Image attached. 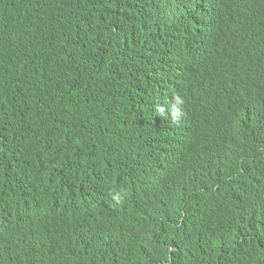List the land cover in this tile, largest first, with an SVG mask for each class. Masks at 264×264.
Returning <instances> with one entry per match:
<instances>
[{
    "label": "trees",
    "instance_id": "obj_1",
    "mask_svg": "<svg viewBox=\"0 0 264 264\" xmlns=\"http://www.w3.org/2000/svg\"><path fill=\"white\" fill-rule=\"evenodd\" d=\"M154 1L161 12L162 0ZM242 1L252 6L253 14L233 0H202L206 22L196 25L195 32L214 51L203 71L187 63L198 79L192 103L209 98L214 89L236 85L212 118L198 117V134L179 151L194 170L195 190H181L188 172L176 168V154L168 157L172 171L157 187L152 182L148 187L150 178L125 162L95 173L58 196L62 224L50 222L38 241L19 237L2 245L0 264H113L114 258V264H264V0ZM179 15L196 19L193 12ZM117 20L122 22L118 32L109 35L90 0H0V212L13 200L16 186L26 187L27 178L35 176L27 169L31 157L39 172H61L70 179L82 174L78 166L65 171L61 161L71 154L68 159L83 163L84 144L64 126L48 140L46 133L58 125L46 114L59 113L54 107L59 93L74 97L91 92L115 102V92L125 90L126 85L101 83L95 73L104 57L136 51L133 29L125 23L138 22L140 16ZM173 48L176 52L174 43ZM138 51L145 73V48ZM238 51L248 55L246 64ZM185 79L175 76L160 92L140 81L132 91L168 112L175 98H182L177 87ZM112 105L92 104L89 112L108 113ZM177 107L183 110L184 104ZM127 117L117 119L113 134L122 132L120 123ZM102 146L114 149L109 137ZM126 159L134 163L132 155ZM109 188L115 190L112 197ZM26 218L36 221L24 216V222Z\"/></svg>",
    "mask_w": 264,
    "mask_h": 264
},
{
    "label": "clouds",
    "instance_id": "obj_2",
    "mask_svg": "<svg viewBox=\"0 0 264 264\" xmlns=\"http://www.w3.org/2000/svg\"><path fill=\"white\" fill-rule=\"evenodd\" d=\"M90 1L97 12L101 29L109 35L118 32L117 27L122 24V22L118 24V17L124 22L127 17L135 19L140 16L138 22L125 23L133 29L131 46L136 49L135 53L118 50L108 59L104 57L95 72L101 76L96 78L101 83L126 85L125 90L115 92L117 95L115 102L96 97L91 92L86 95L80 93V96L74 97L59 93L58 101L54 105L59 113L49 111L46 114L49 121L58 126L47 132L46 138L53 140L55 132L64 126L74 139L82 141L83 163L68 159L71 154L65 155L61 161L65 171L70 166H78L82 174L78 178L70 179L61 172H39L36 170L37 160L31 157L27 169L35 176L27 178L26 187L16 186L13 200L4 205L0 212V238L7 236L0 242V260L5 253L2 245L12 243L19 237L35 238L38 241L40 232L42 233L45 227L51 228L50 222L56 225L64 222L62 210L57 207L61 203L58 196L71 191L76 181L91 179L95 173L101 174L110 168L123 167L124 162L132 169L136 167L137 172L150 178L148 187H152L151 182L157 187L172 171L167 162L168 157L176 154L178 157L176 168H185L188 172V178L181 190L188 188L194 191L197 183L194 170L184 164L179 151L198 134V117L212 118L221 107V99L230 95L236 85L234 83L232 87L214 89L209 92V98L201 97L198 104L192 103L194 94L199 92V87L192 88L198 79L193 77L187 63L203 71L214 51L212 44L205 42L195 32L196 25L201 28L206 22L202 0H162L165 8L161 12L157 10L154 0H125L126 6L121 4L122 0ZM233 1L240 10L253 14V8L249 3L242 0ZM98 3L99 9H96ZM181 12H193L196 19L193 21L183 19L179 15ZM260 14L264 15V4ZM111 19L114 20L112 23ZM260 28L264 30L262 18ZM164 36L169 41L168 48L163 44L166 40ZM141 47L145 48L144 62L148 66L145 73H142L143 62L138 51ZM219 47L222 46L219 44ZM241 55L246 58L244 60L246 64L248 55L238 51V56ZM181 75L186 77L185 83L177 87L182 93V98L177 96L175 104L168 112L149 97H138L132 91V88L142 81L144 85L160 92L161 86H169L175 76ZM174 87L176 88L175 85ZM65 98L73 102L68 105L64 102ZM103 103H113L108 113L100 112L94 115L89 112L92 104ZM181 104H184L183 110L177 107ZM126 114L127 119L120 123L123 126L122 132L113 134L117 119L125 118ZM56 117H59V120ZM28 128L31 133L30 127ZM106 137H109L114 145L112 152L106 151L102 146ZM127 155L133 156L134 163L126 159ZM170 164L172 165V162ZM114 193L115 190L109 188L107 194L112 197ZM196 211L200 214L204 212L202 209ZM24 216L34 218L36 221L30 223V219L26 218L24 222L22 219ZM101 239L107 244V239L103 235ZM114 262L115 258L113 264Z\"/></svg>",
    "mask_w": 264,
    "mask_h": 264
},
{
    "label": "bare ground",
    "instance_id": "obj_3",
    "mask_svg": "<svg viewBox=\"0 0 264 264\" xmlns=\"http://www.w3.org/2000/svg\"><path fill=\"white\" fill-rule=\"evenodd\" d=\"M195 8V7H194ZM166 48L169 47V43H163Z\"/></svg>",
    "mask_w": 264,
    "mask_h": 264
}]
</instances>
